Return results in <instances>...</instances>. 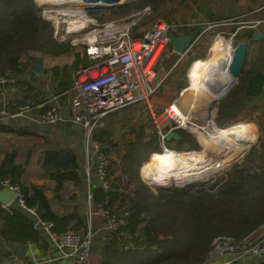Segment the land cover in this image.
<instances>
[{"label": "trees", "instance_id": "16d2710c", "mask_svg": "<svg viewBox=\"0 0 264 264\" xmlns=\"http://www.w3.org/2000/svg\"><path fill=\"white\" fill-rule=\"evenodd\" d=\"M166 1L168 0H131L122 4L121 7L141 8L149 5L156 10ZM170 1L178 4L185 2V0ZM194 1L198 2L199 0ZM210 1L212 6H209V10H203L200 16L195 11L197 19L195 23L187 20L179 22L184 25L174 35L177 36L183 31L185 34L194 36L201 33L200 37H202V34L205 33V26L199 27L198 25L205 23L207 26L208 24L215 26L217 32H225L226 38L231 37V34L234 33L233 38L237 43H240L253 37L255 29L252 26L256 21H260L264 25V17H261L264 8L250 13L263 6L261 0H248L246 5L244 0ZM262 33V38L251 41L249 48L253 44L264 45V32ZM69 48V40L59 41L54 37L52 22L42 16L41 7L34 0H0V73L14 76L17 86L21 87V84L25 83L17 75H24L27 70L29 71L30 63L34 61L33 57L29 55L30 51L57 56L67 52ZM209 52V56L205 57L203 54L191 55L190 51L184 60L177 62L179 55L172 51V45L169 43L162 55L168 61L166 68L169 71L158 91L179 93L182 90L177 103L171 107L172 114L178 122L180 121L181 103L194 91L191 73L195 67L208 61L212 54V46ZM263 57L261 55L257 58L248 69L245 65L249 61L245 60L237 85L219 101L215 120L224 130L242 132L241 127L251 126L253 128L251 123L235 124L233 120H236L234 118L244 108L250 107L251 102L264 95ZM188 66L190 67V81H188L186 72L187 84L184 73ZM25 96L29 106L41 102V100L34 101L33 98ZM251 106L264 116L261 104L255 103ZM11 108L17 109L15 101ZM131 109L132 106H127L122 110L129 112ZM118 116V111L105 115L99 121L98 130L96 129L92 137L93 140L107 145L111 153H115L108 166L109 188L103 189L97 186L94 190V201L98 203L108 199V204L115 213L127 211L128 215L125 224L117 231L112 232L111 235L114 236L115 241L101 244V260L98 264L110 263L106 262L107 256L113 258L118 254L122 255L121 257H128L132 250L121 251L117 246L116 239L122 234L129 235L136 242L144 245L140 250H134L138 253L134 264H204L215 238L227 236L236 242H241L264 224L263 125L257 122L261 132L260 137L240 166L231 167L227 171L226 177L213 185L188 189L179 193L177 189L169 190V188L155 187L149 184L158 198L167 199L161 201L142 182L138 174V167L143 160L140 170L146 161L148 165L153 158L176 159L175 156L172 153L167 155L163 151L164 146L162 148L156 132H152L146 138L143 137L145 132L143 127L139 128L138 133L134 132V128L128 130L129 133H135L134 138L126 140L124 150L120 152L118 150L120 143H117V139L113 136L114 127L112 128ZM22 119L25 120L23 117L14 119L13 126L0 123V134L13 133L16 135L12 142L8 140L9 143L5 145L4 150L0 147V181L8 179L11 183L17 184L27 205L34 207L41 219L52 221L57 232L68 230H84L86 232L85 213L83 215V207L84 212L86 208V194L80 195L78 199L74 193L68 195V199L77 201L72 206L63 202L67 194L63 186L65 181H72L80 191L83 187V177H86L81 169L83 151L80 150V146L75 148L63 146L52 142L45 135H39L36 131L27 129V126L21 125ZM176 131L180 135V139H170L169 143L164 140L167 145H170L171 141L175 142L173 146L166 145V148L201 158V160L209 159V153L213 151L199 136L202 149L197 152H186L199 150V144L185 130L178 129ZM243 134L248 141V134L244 131ZM187 142L190 145L186 148L184 144ZM34 155L39 163L40 177L49 180L50 185L53 183L51 198L46 196L43 187L34 183H25L23 180L26 163ZM211 161L208 162L212 164L216 162ZM53 203H62L63 212L55 211L52 208ZM0 237L10 244L9 248L18 256L21 263L29 258V255H23V252L20 251L26 248L27 243L46 245L43 236L33 227L32 217L15 203L11 205L9 211L3 209L0 204ZM92 245L91 242V248ZM91 248L90 262L95 252V249ZM110 264H114L113 260Z\"/></svg>", "mask_w": 264, "mask_h": 264}, {"label": "built area", "instance_id": "2783aa9c", "mask_svg": "<svg viewBox=\"0 0 264 264\" xmlns=\"http://www.w3.org/2000/svg\"><path fill=\"white\" fill-rule=\"evenodd\" d=\"M94 1L100 0H35L41 7L42 16L49 21L52 18L45 11L48 5L63 6V8L77 5L92 6ZM59 15L62 16V14ZM134 25L133 21L121 25L115 22L98 25L94 22L70 32L80 35L85 43V54L90 63L77 69L73 74L74 83L69 91L72 95L66 114L57 103H52L55 98L49 101L50 105L43 112L34 116H30L33 108L29 105L23 108L17 107L11 111L14 100L9 96L8 88L15 83V77L0 73V122L10 118L26 117L28 121L43 126H53L61 121L82 126L85 154L88 156L90 152H93L95 161L93 167L87 165L86 178L89 180L91 175H94L97 186L103 189L109 188L110 156L100 143L92 139L98 123L108 113L127 106L148 103L161 83L157 77L156 66L170 43L168 35L170 33L174 35L184 24L158 19L137 38L131 36ZM54 33L59 34L58 30ZM68 33L61 32L58 39L64 40ZM55 35L54 37L57 38ZM89 35L93 38L90 39ZM200 36L201 33L194 36L189 49ZM174 103H177V99L164 109V114L177 124L169 126L167 131L176 130L182 125L171 115L170 109ZM149 111L160 141L164 143L167 131L160 127L156 113L153 110ZM0 188L16 191L13 199L6 204H1V207L9 211L11 205L15 203L22 208L32 217L33 227L42 231L47 241L53 246V251L39 258L29 256L24 263L13 257L12 261L19 262L18 264H92L89 258L93 237L92 221L99 218L104 221L110 232H115L125 224L128 215L127 211L115 213L109 206L108 199L95 203L94 193L89 189L86 194L85 208L86 232L84 234L72 230L57 232L52 221L41 219L35 208L27 205L17 184L3 179L0 181ZM248 255L254 256L259 261L258 264H264V233L257 236L251 233L241 242H236L227 236L215 238L204 264H240L239 258ZM0 264H4L1 259Z\"/></svg>", "mask_w": 264, "mask_h": 264}, {"label": "rangeland", "instance_id": "374dc122", "mask_svg": "<svg viewBox=\"0 0 264 264\" xmlns=\"http://www.w3.org/2000/svg\"><path fill=\"white\" fill-rule=\"evenodd\" d=\"M54 1H59V0H54ZM129 1H131V0H102V1L100 0L98 2L94 1V5H92V6L77 5V6H67V8H63V6L54 7V6L48 5V6H46L45 11H46V14L52 18L51 22L53 24L54 31L56 32V30H58V32H59V34H56V35L54 33V35L57 36V38H59V35L61 32L62 33H64V31L65 32H71V31H75V30H78L80 28H83V27H79V28H75V29H73V28L70 29V24L68 23V22H70V20L67 22L65 17L59 15L61 13L59 11L62 8L63 9L69 8L68 10L73 9L75 11H78L80 9V11H82L83 14L94 18V20L96 21V23L98 25H101V24L106 23V22H115V24L121 25L123 23L133 21V22H135V25L133 26L134 30H132L131 36L133 38H137V37H140L142 32L147 30L158 19L166 20V21L170 20V21H176V22H183L184 20H187L188 22H194L195 23V21H197V19L195 17V11L200 16V14H202L203 10H209L210 7L212 6V2L210 0H209V2H208V0H199L198 2H196L194 0H185V2L183 4H178V3H175V2L168 0V1L164 2L163 4H161L156 10H154L149 5L146 7H141V8H135L134 6L129 7V8L121 7L122 4L124 5L125 3L129 2ZM207 6H208V8H207ZM192 12H194V13H192ZM86 21H87V19L83 21L84 26H86V24L88 23V21L87 22ZM70 23H72V22H70ZM198 26L199 27L205 26V30H204L205 33H203L202 37L193 44V46H192L193 49L192 48L190 49V51L192 53L191 55L203 54L205 57H208L209 53H210L209 51H210L211 46H212V52H213V51H217V50H221V49H226L228 41L231 43L233 48L238 44L237 41L233 37L232 38L231 37L226 38L225 32H221V31L217 32L215 26H213V25L208 24V26H207L205 23H202ZM72 35H74V36H72ZM66 37H69V38L77 37L78 38V37H80V35L78 36V35H75L74 33H68L66 35ZM59 41H60V39H59ZM261 55H262V57L264 56V45L263 46L258 45V44L251 45V47L247 51V57H246V62H248V61L249 62H248V64L246 63L245 67L248 69L250 64L253 63ZM161 59H160L161 60V67L163 69H167L166 67H167L168 61L166 60V57H163V58L161 57ZM188 67L185 69V73H184V79H185L186 83H188L187 77H188V81H190V79H189L190 67L189 68ZM187 69H188V71H187ZM160 72L163 73V70L160 69ZM186 72L188 75L187 77H186ZM191 75H192V80H193V74L191 73ZM237 83H238V80H237V82H235L231 85L232 87L230 86L231 88L229 90L234 88L237 85ZM193 85L195 87L194 80H193ZM43 87H44V85L42 84V88ZM41 92H42V90H41ZM167 92L168 91H165V90L156 91L153 94V96L150 98L148 103L135 104L132 106V109L129 112H127L128 110H119L118 111L119 116L115 120L116 123L112 125V128L114 127L113 136L117 139V143H120L119 148H118V150L120 152L122 150H124V146L126 145V143H125L126 140H132L134 138V134L139 132L138 130L140 127H143L145 129L144 136H143L145 138L148 137L152 132L157 133V129H156L154 120L151 117V113L149 110H153L156 113L157 117H159L158 122H160V127L164 131H167L169 129V126L177 125V124H175L174 120L168 118L164 114V109L166 106L171 104L175 99L179 98L180 93H177L178 95L176 96L175 95L176 93L173 94L171 92H168V94H167ZM71 95L72 94L70 93L69 95L65 96V98H69ZM153 99H155V101H158V103H154ZM219 101L217 103L215 102V105H214L213 121H214L215 125L213 123L207 124V125H204L201 122L197 123L194 121V118H192V117L189 119V121L186 125L181 123V120L179 121V123L182 125L178 126V128L176 130H178V129L185 130L187 133H189L191 135V138H194V140L199 144V150H189L186 152H193V151L197 152V151H200L202 149V144L199 141L198 136L203 140V142L205 144H207L205 142V140L203 139V137L201 136L200 132L211 133L212 131H214V129L216 127L221 128V127H219V125L216 123V120H215L216 116H217V108H218ZM255 103L258 105L261 104V110L264 111V95H261L258 99L251 102V104H255ZM251 104H250V107L244 108L241 112H239V114L236 116V118H234L236 120H233L235 124L245 122L247 124L251 123L253 125V128L251 126L240 128V130L242 132L239 131V133H240V136L243 138V143H242L241 147L234 150L233 154H228V153H225L224 151H222L220 149L213 148L209 144H207V146L213 151V152L209 153V159L216 161V163H221L222 167L220 169L215 171V168H213V169L207 168V170L210 171L211 173H209V175H207V177H205V178L193 179V180L187 181L185 184H181V185L180 184H170V183H163L162 184L161 183V185H163L162 187L169 188V190L170 189L171 190L177 189L179 191V193L183 192L185 190H188V189H197L200 187H209L210 185H213V183L225 178L227 171L231 167H233L234 165L240 166L241 162L245 159V157L250 152L252 147L255 144H257V142H258V139H259L260 133H261L260 128H259V124L264 126V116L261 113H259L258 110H254L252 108ZM148 105H150V107H148ZM181 105H182V103H181ZM170 110L172 113V109H170ZM179 111H180V109H179ZM197 113H199V111H197ZM171 115H173V114H171ZM227 123H229V122L227 121ZM231 125H234V124H231ZM192 126H194V129H191ZM206 126L208 128H206ZM32 127H34V125ZM130 128H134L135 133H129L128 130ZM231 128H234V127H231ZM221 129L224 130V128H221ZM243 131L248 134V141H247V137L243 134ZM167 141L169 143L170 140H167ZM246 142H247V144H246ZM174 144H175L174 141H171L170 145H167L166 143L161 142L162 148H163V146H164V148H166L165 147L166 145L167 146H173ZM189 145L190 144L188 142L186 144H184V146L186 148L189 147ZM164 148H163V151H164ZM167 149H170V148H167ZM170 150L177 153V155L173 154L176 159H172V160H175V161H179V162L181 161L182 162L183 161L182 158L184 156H186V157L188 156V157L194 158L196 160H201V158L192 157V156H189L187 154H184L183 152H177L174 149H170ZM107 151H108V154L110 156V161H111V159L114 158L115 153L113 154L109 150H107ZM241 151H243V152H241ZM169 153H170V151H169ZM167 155H168V153H167ZM166 157H170V156H166ZM232 158H234L233 162L231 161ZM205 159H207V158H205ZM209 159H207V160L211 161ZM207 160H205V161H207ZM213 161H211V162H213ZM143 162H144V160L140 163V165L138 167V174L140 176V179L149 188L151 193L158 200H161V201L167 200V199H165V200L160 199L153 193L149 184L151 186H155V187H160V186L155 185L154 182L152 181L151 177H150L149 170H150L151 160H150L148 165H147V161H146V163L143 165V168L140 170ZM146 168H147L148 174L146 173ZM143 174H144V176H143ZM149 180L151 182H153V184H151V182H149ZM173 198H175V197H173ZM86 224H87V221H86ZM86 229H87V226H86ZM73 231H76L80 234L85 232L84 230H73ZM91 232L93 234V237L91 240L93 245H92L91 249H95L94 250L95 252L93 251L94 257H93V259H91V262H92V264H98L99 261L101 260V254H100L101 249H102L101 244H104L108 241H115V238H114V236L112 237V235H111L112 232H110L107 229L104 221L99 219V218H95L92 221ZM116 241H117V246H118L119 250L125 251V250L131 249L132 251H131V253L128 254V257H126V256L121 257L122 255H118V254L116 256H114L113 258L111 256H107L106 262L111 263V261L113 260L114 264H134V261L137 259L136 256L138 255V253L134 252V250L135 249L140 250L144 245L138 243V241L136 242L135 239L131 238L129 235H126V234H122V236L118 237L116 239ZM94 246H96V247H94ZM9 255L10 254L8 253L7 247L4 246L3 241L0 240V256L2 257V259H6L9 257ZM19 261H20V259H19ZM110 263H108V264H110Z\"/></svg>", "mask_w": 264, "mask_h": 264}, {"label": "crops", "instance_id": "0c3cea01", "mask_svg": "<svg viewBox=\"0 0 264 264\" xmlns=\"http://www.w3.org/2000/svg\"><path fill=\"white\" fill-rule=\"evenodd\" d=\"M243 2L246 5L248 0H244ZM261 2L263 3V6L254 11H251L250 13H255L259 9L264 8V0H261ZM85 16L87 17V21L89 25L96 22L94 18L87 16V15ZM261 17H264V12L261 14ZM252 27L255 29V32L257 29H259L261 32H264V25L260 21H256L255 25H253ZM71 32H74V31H71ZM75 35H78V34H75ZM233 35L234 33L231 34V36ZM65 40H69L70 48L67 52L57 55V56H52L50 54L39 52V51H30L29 55L33 57L34 61L30 63L29 71L27 70L24 75H20V74L17 75V77L20 80H24L25 83H22L21 87L17 86L14 83L8 88L9 96H11V98L15 102L16 100L25 99L26 102L28 103L27 97L25 95H27L28 98L30 99L33 98L34 101L41 100L40 103L30 106L33 108L32 111L30 112V116H34L40 113L41 110L46 109L50 105L49 101L52 100L53 98L55 99L52 101V103L54 102L57 103L61 107L63 113L66 114V112L68 111L67 107H68V102L71 96L69 98H65V96L70 94L69 91L73 86V83H74L73 74L77 69L89 65L90 61L85 54V43L83 42L81 37H78V38L77 37L75 38L66 37L64 40H60V41H65ZM189 52H190V49L182 55L178 54L179 56H178L177 62L184 60L185 57L188 56ZM38 60H41L42 68L38 73H36L33 71L32 67L33 65L37 63ZM161 60L158 62L156 66V71H157L158 79L161 80L162 82L169 70L163 69L161 67ZM160 69L163 70V73L160 72ZM15 81H16V78H15ZM42 84L44 85L43 88H42ZM158 90L159 88L157 89V91ZM181 91L179 92L180 94H181ZM171 93L175 94V92H171ZM175 95L177 96V93ZM153 101L154 103H158V101H155V99H153ZM10 110L14 111L15 109L10 108ZM116 111H119V110H116ZM23 118H25V120L22 119L21 121L22 126L25 125L27 126V129L36 131L39 135L47 136L54 143H57L63 146H68L70 148H75V147L80 146V150L83 151L81 169L85 174H86L87 165H90L91 167L94 166L95 161H94V154H92L93 152H90L88 156L85 154L84 129L82 128V126L78 124H72L68 121H61V122L56 123L53 126H43V125H40L34 122H29L26 117H23ZM14 119L16 118H10L0 123L9 124L13 126ZM17 121L19 122V118L17 119ZM33 125L34 127H32ZM15 137L16 135L13 133H1L0 134L1 149L4 150L5 145L9 142H12ZM94 141L98 142L97 140H94ZM101 146L104 148V150L106 151L109 150L108 149L109 147L107 145L101 144ZM40 172L41 171L39 169V163L36 160L35 155H34L30 158L28 163H26V171L23 174V180L25 183H34L37 186L43 187V190L46 196L51 198L53 196V191H52L53 183L52 185H50L49 180H47L44 177H40L39 175ZM146 173H147V168H146ZM63 186L67 193L64 197L65 201L63 202H65V204L67 202L68 206H72L73 204H76L77 201L68 199L67 196L74 193L75 197L77 196L76 199H78L80 195L87 194V190L89 189L93 191L94 193V190L97 187V181L94 175H91L89 180L84 176L83 177V187L81 191L75 187L72 181H65L63 183ZM61 205L62 203H53L52 208L55 211L63 212V207ZM84 213L85 212H84V207H83V215ZM256 231L257 232H255V234L253 233L255 236L263 234L264 224ZM38 232L43 236L44 240L46 241L45 242L46 245L40 244V243L29 242L26 244L25 249L20 250L23 252V255H29V256L39 258V257L44 256L46 253L53 251V246L47 241L44 233L42 231H38ZM0 240L3 241L4 246L7 247L8 253L10 254L9 255L10 258L8 257L9 259L8 258L2 259V257L0 256L1 261L4 264H14V262L12 261L13 257L17 258V260L19 261L18 256L12 252L11 248H9L10 244L6 243L1 237H0ZM258 262L259 261L256 260V258L252 255L243 256L239 258L240 264H258ZM15 263H19V262H15ZM57 264H60V263H57Z\"/></svg>", "mask_w": 264, "mask_h": 264}, {"label": "bare ground", "instance_id": "6f19581e", "mask_svg": "<svg viewBox=\"0 0 264 264\" xmlns=\"http://www.w3.org/2000/svg\"><path fill=\"white\" fill-rule=\"evenodd\" d=\"M68 9H61L59 12L66 18L67 22L69 20L72 22H68L70 29L85 27L83 21L87 18L83 12L80 9L78 11ZM92 35H89L90 39L93 38ZM227 43L226 49L214 51L205 64L199 65L193 70L194 91L183 100L179 111L181 123L184 125L188 123L191 117L197 123L201 122L204 125L214 124L213 116L216 100L226 89L237 82V79L228 70L233 47L229 41ZM206 128L208 127L206 126ZM191 129H194V126ZM200 133L207 144L228 154H233L234 150L241 147L243 143V138L240 136L239 131L235 130L229 131L216 127L211 133ZM164 151L166 153L170 151V153L177 155L176 152L167 148H164ZM182 159V162L169 158L151 159L149 172L154 184L157 186H163L161 183L181 185L193 179L207 177L211 173L207 168H215L216 171L222 167V164H216V162L212 164L205 160H196L188 156H184ZM231 161L233 162L234 158ZM149 182L151 181L149 180Z\"/></svg>", "mask_w": 264, "mask_h": 264}, {"label": "water", "instance_id": "95a60500", "mask_svg": "<svg viewBox=\"0 0 264 264\" xmlns=\"http://www.w3.org/2000/svg\"><path fill=\"white\" fill-rule=\"evenodd\" d=\"M263 36V33L257 29L256 32L254 33L253 37L244 42L238 43L232 51V57L228 65V70L231 73V75L235 79H239V76L241 74V69L244 66L245 60H246V54H247V49L249 48L251 41H257L261 39ZM170 43L172 45V50L173 52L182 55L188 51V49L191 46V42L194 38V35L192 34H185L183 31L180 32L179 36H175L172 33L168 35ZM42 68V62L41 60H38L35 65H33L32 69L34 72L38 73ZM232 87V86H231ZM229 87L217 100L216 103L229 91L231 88ZM27 102L25 99H20L16 100V105L19 108H23L27 106ZM179 140L180 135L176 130H169L165 134V140ZM16 191L14 190H9L6 188H0V204H6L9 201L13 199L15 196Z\"/></svg>", "mask_w": 264, "mask_h": 264}]
</instances>
